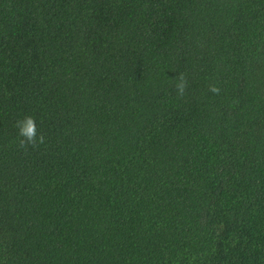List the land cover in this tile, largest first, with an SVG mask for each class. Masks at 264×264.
I'll return each mask as SVG.
<instances>
[{
    "label": "trees",
    "instance_id": "trees-1",
    "mask_svg": "<svg viewBox=\"0 0 264 264\" xmlns=\"http://www.w3.org/2000/svg\"><path fill=\"white\" fill-rule=\"evenodd\" d=\"M0 264H264V0H0Z\"/></svg>",
    "mask_w": 264,
    "mask_h": 264
},
{
    "label": "clouds",
    "instance_id": "clouds-1",
    "mask_svg": "<svg viewBox=\"0 0 264 264\" xmlns=\"http://www.w3.org/2000/svg\"><path fill=\"white\" fill-rule=\"evenodd\" d=\"M187 80L184 74H179L175 88L177 95L182 97L187 89ZM209 90L215 94L220 92V88L216 85H211ZM18 147L27 151L30 147L37 148L46 143V136L39 132L36 119L31 115H25L22 119L16 121Z\"/></svg>",
    "mask_w": 264,
    "mask_h": 264
}]
</instances>
